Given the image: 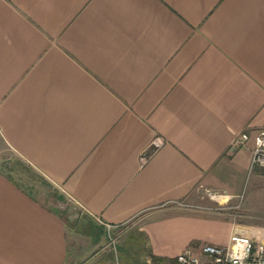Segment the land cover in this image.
Masks as SVG:
<instances>
[{
	"label": "crops",
	"instance_id": "crops-1",
	"mask_svg": "<svg viewBox=\"0 0 264 264\" xmlns=\"http://www.w3.org/2000/svg\"><path fill=\"white\" fill-rule=\"evenodd\" d=\"M261 128L264 0H0V264H119L125 242L130 264H178L233 231L262 241L205 198L264 197L254 139L235 145Z\"/></svg>",
	"mask_w": 264,
	"mask_h": 264
},
{
	"label": "built area",
	"instance_id": "built-area-1",
	"mask_svg": "<svg viewBox=\"0 0 264 264\" xmlns=\"http://www.w3.org/2000/svg\"><path fill=\"white\" fill-rule=\"evenodd\" d=\"M251 138L254 139V147L251 153V169H264V128L252 132H242L235 140L236 146H242ZM162 140H156L160 145ZM149 159V154L141 156V164L144 165ZM212 199L221 205L228 202L226 199H219L217 196L226 197L216 192H208ZM202 253L206 260L195 255L191 248L184 249L177 257L178 264H264V240L254 241L247 234L233 231L229 241L224 245L205 243L202 246Z\"/></svg>",
	"mask_w": 264,
	"mask_h": 264
},
{
	"label": "rangeland",
	"instance_id": "rangeland-1",
	"mask_svg": "<svg viewBox=\"0 0 264 264\" xmlns=\"http://www.w3.org/2000/svg\"><path fill=\"white\" fill-rule=\"evenodd\" d=\"M4 152H10V151H5ZM13 152V151H12ZM15 155V152H13ZM20 160V159H19ZM17 160L14 162L12 165L15 174L19 176L18 181L19 182H24V184L30 188V186H34L35 192L37 194L41 193L42 197H46L50 195L51 200H55V197H57L58 191L54 189V187L47 183L44 179L37 177L35 173L33 172V169L31 166L27 163H24L23 161ZM1 165V163H0ZM260 174H257V187L259 188L258 191H264V169H261ZM48 189V190H46ZM247 194V195H246ZM245 198L242 199L241 203H228L225 205H221L216 201L215 199H212L210 196H206L205 198L207 199L206 201H210L214 207H217L215 209L220 210V209H225L227 210L224 215H226V219L224 221V224L226 226L227 222L233 223L235 222L237 225L235 227L238 228H243L247 230V233L250 234L251 236H254L257 238V240H264V197H262L259 194H254V191L250 189L248 192L245 193ZM59 202V201H58ZM59 206H61V210L64 211V214L68 216L69 214L66 212V208H64L59 202ZM202 206V205H200ZM62 207L64 209H62ZM225 207V208H223ZM73 212H71L72 219H74V222H72L75 225H78L77 219H75V215L77 214L76 209H72ZM224 212V211H223ZM227 221V222H226ZM144 236L141 235V243L139 246H142L143 241H144ZM258 242V241H257ZM128 243L125 242L121 246V256L118 258L119 264H130V259L127 258L126 252L128 251ZM114 256V260L116 261V256Z\"/></svg>",
	"mask_w": 264,
	"mask_h": 264
},
{
	"label": "bare ground",
	"instance_id": "bare-ground-1",
	"mask_svg": "<svg viewBox=\"0 0 264 264\" xmlns=\"http://www.w3.org/2000/svg\"><path fill=\"white\" fill-rule=\"evenodd\" d=\"M218 197V196H217Z\"/></svg>",
	"mask_w": 264,
	"mask_h": 264
}]
</instances>
